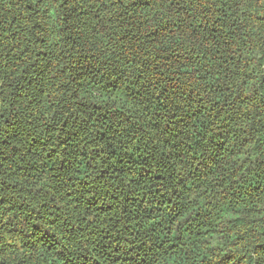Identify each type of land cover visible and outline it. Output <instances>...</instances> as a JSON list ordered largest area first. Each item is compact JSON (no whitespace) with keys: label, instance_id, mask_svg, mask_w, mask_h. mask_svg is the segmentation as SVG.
I'll list each match as a JSON object with an SVG mask.
<instances>
[{"label":"trees","instance_id":"trees-1","mask_svg":"<svg viewBox=\"0 0 264 264\" xmlns=\"http://www.w3.org/2000/svg\"><path fill=\"white\" fill-rule=\"evenodd\" d=\"M0 264H264V0H0Z\"/></svg>","mask_w":264,"mask_h":264}]
</instances>
